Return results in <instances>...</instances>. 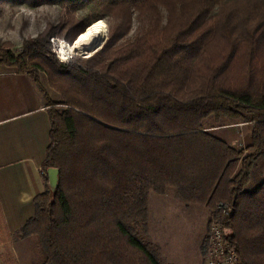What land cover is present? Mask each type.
I'll use <instances>...</instances> for the list:
<instances>
[{
  "label": "trees",
  "instance_id": "1",
  "mask_svg": "<svg viewBox=\"0 0 264 264\" xmlns=\"http://www.w3.org/2000/svg\"><path fill=\"white\" fill-rule=\"evenodd\" d=\"M56 2L79 6L77 37L103 18L111 31L85 60L58 62L40 38L25 44L31 62L5 58L42 92V73L61 90L48 103L45 190L20 237L37 242L42 264H162L146 235L149 204L153 193L170 194L211 214L228 203L224 224L239 264H264V89L190 80L213 42L250 53L264 44V0ZM178 9L183 21L171 27ZM134 13L146 21L130 37ZM231 119L253 124L244 149L216 131ZM49 168L59 170L55 189Z\"/></svg>",
  "mask_w": 264,
  "mask_h": 264
},
{
  "label": "rangeland",
  "instance_id": "2",
  "mask_svg": "<svg viewBox=\"0 0 264 264\" xmlns=\"http://www.w3.org/2000/svg\"><path fill=\"white\" fill-rule=\"evenodd\" d=\"M56 1L0 0L1 66L26 72L23 65L11 63L5 58H8V52H12L14 55L22 54L21 56L24 58L26 56V62H31L30 55L33 54L24 53L25 44L36 38L48 42L50 48L48 56L64 63L85 60L86 57L102 48L111 31L109 18L102 19L107 24V34L99 48L93 50L88 56L73 54L67 59L62 58L55 48V42L58 39H63L69 44L73 43L85 30L77 37V31L82 28L85 20H81L82 13L79 6L73 8L66 3L63 5ZM160 6L164 12L165 6ZM172 12L170 26L178 28V25L183 21L181 19L184 18L185 12L179 9ZM136 14L133 15L130 37L139 33L142 24L146 21L138 18ZM148 16H150L148 13L142 14L143 18L148 19ZM263 45L250 53L246 47L235 50L231 45L228 46L218 41L213 42L204 59L200 61L201 64L198 68L200 71L193 72L194 77L190 80L200 82V84L223 82L225 85L239 90H244L247 87L254 90L264 89ZM41 77L45 89L43 93L48 105L49 102L59 99L61 90L49 82L48 75L42 73ZM62 83L60 82L59 85ZM253 85L255 88L252 87ZM54 106L60 105L54 104ZM252 129L253 124L250 122H235L231 119L230 124L216 131L227 140L236 139V148L244 149L252 142ZM210 216L211 212L205 207L195 205L193 208H185L174 195L153 193L149 204V224L146 235L148 240L156 245L161 263L204 264L205 255L202 254V246L208 231ZM36 244L37 242L32 238H21L19 231L8 234L0 228V264H42L44 254Z\"/></svg>",
  "mask_w": 264,
  "mask_h": 264
},
{
  "label": "crops",
  "instance_id": "3",
  "mask_svg": "<svg viewBox=\"0 0 264 264\" xmlns=\"http://www.w3.org/2000/svg\"><path fill=\"white\" fill-rule=\"evenodd\" d=\"M48 109L44 93L27 72L0 65V228L8 234L18 232L34 214L35 197L45 190ZM228 140L236 147V139Z\"/></svg>",
  "mask_w": 264,
  "mask_h": 264
},
{
  "label": "built area",
  "instance_id": "4",
  "mask_svg": "<svg viewBox=\"0 0 264 264\" xmlns=\"http://www.w3.org/2000/svg\"><path fill=\"white\" fill-rule=\"evenodd\" d=\"M232 211L223 201L216 204L215 211L208 221V231L204 245V264H239V254L232 245L230 234L226 230L224 218Z\"/></svg>",
  "mask_w": 264,
  "mask_h": 264
},
{
  "label": "bare ground",
  "instance_id": "5",
  "mask_svg": "<svg viewBox=\"0 0 264 264\" xmlns=\"http://www.w3.org/2000/svg\"><path fill=\"white\" fill-rule=\"evenodd\" d=\"M107 34V24L104 20H98L90 25L76 40L69 44L66 40L58 39L55 48L63 59L73 54H91L100 47Z\"/></svg>",
  "mask_w": 264,
  "mask_h": 264
},
{
  "label": "water",
  "instance_id": "6",
  "mask_svg": "<svg viewBox=\"0 0 264 264\" xmlns=\"http://www.w3.org/2000/svg\"><path fill=\"white\" fill-rule=\"evenodd\" d=\"M75 42V41H74ZM74 44V43H73ZM58 169L56 168H49L48 169V176H49V182L50 186L55 189L58 183Z\"/></svg>",
  "mask_w": 264,
  "mask_h": 264
}]
</instances>
